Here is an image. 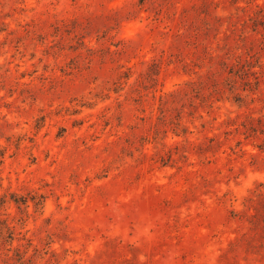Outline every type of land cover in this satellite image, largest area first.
Instances as JSON below:
<instances>
[{"label":"rangeland","instance_id":"rangeland-1","mask_svg":"<svg viewBox=\"0 0 264 264\" xmlns=\"http://www.w3.org/2000/svg\"><path fill=\"white\" fill-rule=\"evenodd\" d=\"M0 264H264V0H0Z\"/></svg>","mask_w":264,"mask_h":264}]
</instances>
